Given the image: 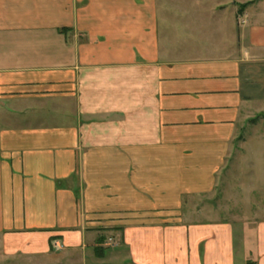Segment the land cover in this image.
<instances>
[{"label":"crops","instance_id":"0c3cea01","mask_svg":"<svg viewBox=\"0 0 264 264\" xmlns=\"http://www.w3.org/2000/svg\"><path fill=\"white\" fill-rule=\"evenodd\" d=\"M236 2L0 0V264H264V223L240 250L183 206L264 115Z\"/></svg>","mask_w":264,"mask_h":264},{"label":"rangeland","instance_id":"374dc122","mask_svg":"<svg viewBox=\"0 0 264 264\" xmlns=\"http://www.w3.org/2000/svg\"><path fill=\"white\" fill-rule=\"evenodd\" d=\"M262 2L264 0H237L235 6L239 25L245 24L248 8ZM233 145L239 153L231 157L232 164L228 163L223 168L218 186L211 193L187 199V204L183 206L195 219L198 218L195 212L201 211L206 215L204 219L191 222L231 223L235 230L236 247L241 250L252 247V242L259 240L256 228L259 223H264V115L256 114L241 124ZM116 237L112 234L106 236ZM238 256L241 262L240 254ZM239 261L238 264H241Z\"/></svg>","mask_w":264,"mask_h":264},{"label":"trees","instance_id":"16d2710c","mask_svg":"<svg viewBox=\"0 0 264 264\" xmlns=\"http://www.w3.org/2000/svg\"><path fill=\"white\" fill-rule=\"evenodd\" d=\"M249 264H251V263H249Z\"/></svg>","mask_w":264,"mask_h":264}]
</instances>
